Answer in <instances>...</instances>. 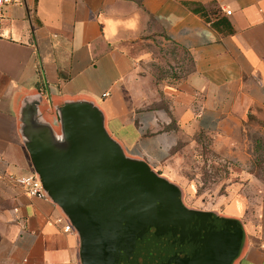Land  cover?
Returning <instances> with one entry per match:
<instances>
[{
  "label": "crops",
  "instance_id": "obj_1",
  "mask_svg": "<svg viewBox=\"0 0 264 264\" xmlns=\"http://www.w3.org/2000/svg\"><path fill=\"white\" fill-rule=\"evenodd\" d=\"M1 21L0 264H81L57 206L15 182L34 175L24 102L57 141L56 109L92 105L123 156L152 171L195 135L229 156L249 120L264 124V0H21ZM165 49L174 77L155 81ZM223 212L246 215L239 200ZM242 225L234 264H264V214Z\"/></svg>",
  "mask_w": 264,
  "mask_h": 264
},
{
  "label": "water",
  "instance_id": "obj_2",
  "mask_svg": "<svg viewBox=\"0 0 264 264\" xmlns=\"http://www.w3.org/2000/svg\"><path fill=\"white\" fill-rule=\"evenodd\" d=\"M37 104L20 112L24 146L44 198L78 237L81 264L236 262L245 244L238 219L185 208L175 186L123 156L92 105L56 109L57 141Z\"/></svg>",
  "mask_w": 264,
  "mask_h": 264
},
{
  "label": "rangeland",
  "instance_id": "obj_3",
  "mask_svg": "<svg viewBox=\"0 0 264 264\" xmlns=\"http://www.w3.org/2000/svg\"><path fill=\"white\" fill-rule=\"evenodd\" d=\"M175 54L170 49L161 51L165 69L154 76L155 81L171 76L168 58ZM147 65L150 73L157 66L154 61ZM238 144L228 156L211 137L198 134L173 147L153 172L179 190L182 204L190 211L233 218L223 211L239 200L246 214L238 219L241 224L245 219L256 220L264 214V124L249 120Z\"/></svg>",
  "mask_w": 264,
  "mask_h": 264
},
{
  "label": "built area",
  "instance_id": "obj_4",
  "mask_svg": "<svg viewBox=\"0 0 264 264\" xmlns=\"http://www.w3.org/2000/svg\"><path fill=\"white\" fill-rule=\"evenodd\" d=\"M21 0H0V30L2 26L1 21V11L4 7L19 4ZM227 15H230V12H226ZM16 184L28 195L36 196L39 198H44L42 187L40 182L37 180L35 175L24 176L21 178L15 179ZM45 199V198H44ZM57 223L63 224V230L66 233H71L72 228L68 223H64L63 219L58 218Z\"/></svg>",
  "mask_w": 264,
  "mask_h": 264
},
{
  "label": "trees",
  "instance_id": "obj_5",
  "mask_svg": "<svg viewBox=\"0 0 264 264\" xmlns=\"http://www.w3.org/2000/svg\"><path fill=\"white\" fill-rule=\"evenodd\" d=\"M170 52L173 53V51H170ZM173 54H174V53H173ZM173 77H174V75H172V74H171V76H169V78H173ZM155 174H156V173H155Z\"/></svg>",
  "mask_w": 264,
  "mask_h": 264
}]
</instances>
